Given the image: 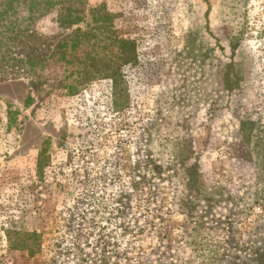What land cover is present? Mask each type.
<instances>
[{"label":"rangeland","instance_id":"rangeland-1","mask_svg":"<svg viewBox=\"0 0 264 264\" xmlns=\"http://www.w3.org/2000/svg\"><path fill=\"white\" fill-rule=\"evenodd\" d=\"M71 5L0 20V264H264V0Z\"/></svg>","mask_w":264,"mask_h":264},{"label":"trees","instance_id":"trees-1","mask_svg":"<svg viewBox=\"0 0 264 264\" xmlns=\"http://www.w3.org/2000/svg\"><path fill=\"white\" fill-rule=\"evenodd\" d=\"M74 1L80 3L82 0H0V20L8 17V40L12 41L13 45H19L21 42L19 38L22 36L21 34L29 30L30 22L58 5H66L65 11L58 18L61 26L69 27L78 23L83 19V15L81 10L71 5ZM83 34L86 32L81 33V35ZM77 36L79 37V35ZM121 41L124 46V61L130 62L133 60L135 52L129 48L131 46L133 49L134 42L128 39ZM9 58L12 59V57ZM29 61L33 63L32 59ZM17 62L23 64L27 60L17 58ZM114 82L116 83L115 78ZM241 129L244 142L252 145L253 152L257 154V164L262 172V177H264V124L261 125L255 120L248 119L241 123ZM189 170L191 172V168ZM190 176V180L197 182L192 172Z\"/></svg>","mask_w":264,"mask_h":264}]
</instances>
